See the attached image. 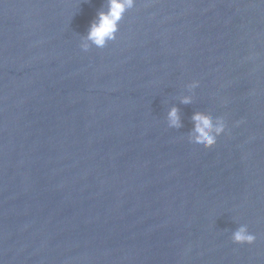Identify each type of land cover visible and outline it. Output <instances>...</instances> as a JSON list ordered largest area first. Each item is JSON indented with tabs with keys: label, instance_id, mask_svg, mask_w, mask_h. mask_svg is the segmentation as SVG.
<instances>
[{
	"label": "water",
	"instance_id": "obj_1",
	"mask_svg": "<svg viewBox=\"0 0 264 264\" xmlns=\"http://www.w3.org/2000/svg\"><path fill=\"white\" fill-rule=\"evenodd\" d=\"M99 11L0 0V264H264V0H135L104 48Z\"/></svg>",
	"mask_w": 264,
	"mask_h": 264
},
{
	"label": "clouds",
	"instance_id": "obj_2",
	"mask_svg": "<svg viewBox=\"0 0 264 264\" xmlns=\"http://www.w3.org/2000/svg\"><path fill=\"white\" fill-rule=\"evenodd\" d=\"M135 0H107V11H99L88 28L85 39L90 41L98 48H104L108 41L116 39V33L119 31L120 21L123 19L127 10L134 7ZM87 50L88 44L83 45ZM198 81L190 87H197ZM191 102L190 96L181 99V103ZM168 126L173 128L181 127L179 110L172 107L168 112ZM194 130L191 135V143L198 144L204 149L212 148L217 143V137L222 135L226 129L224 118L213 119L204 112L194 113ZM232 242L235 244H253L256 236L251 234L247 225L240 226L231 235Z\"/></svg>",
	"mask_w": 264,
	"mask_h": 264
}]
</instances>
